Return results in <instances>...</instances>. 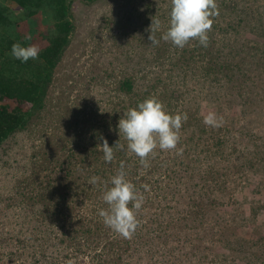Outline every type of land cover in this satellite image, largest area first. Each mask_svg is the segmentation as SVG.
Returning a JSON list of instances; mask_svg holds the SVG:
<instances>
[{"label": "trees", "instance_id": "1", "mask_svg": "<svg viewBox=\"0 0 264 264\" xmlns=\"http://www.w3.org/2000/svg\"><path fill=\"white\" fill-rule=\"evenodd\" d=\"M97 1L0 0V149L19 133L31 136L39 131L43 139L46 137L43 145L36 146L29 169L16 181L10 205L7 203L4 211L0 210L4 216L12 209L15 215L27 218L31 235L14 239L17 244L31 245L28 253H22L27 256L23 262L264 264V238L256 239L252 245L249 239H236L237 231L236 236L233 234L237 225L233 220L238 214H245L241 203L233 200L229 205L231 211H225L217 222L212 219L210 224L204 216L206 208L222 205L217 202L218 193L233 194L235 188H243L251 180L248 170L231 171V166L236 167L232 165V157L240 152V162V156L251 155L244 165L254 168L258 154H264V133L240 117L226 116L227 107L220 105L215 113L223 117V126H205L203 117L191 107L197 96L186 89L189 83L205 86L203 95L215 101L238 88L255 84L253 74L257 84H264V44L257 40H249L248 44L241 36L251 31L264 37V0H215L224 20L217 17L219 20L214 21L208 33L209 46H214L219 35L232 36L226 39L228 42L234 38L230 42L234 49L229 53L202 47L196 41L183 49L173 48L161 39L167 24L156 34L159 45L151 46L148 42L155 65L144 54L136 56L137 61L124 59L129 72L124 71L114 81L111 91L115 96L100 88L96 95L88 96L90 102L85 108L76 99L75 115L71 118L63 115L62 125L51 127L43 122L44 126L39 128L36 117L43 118V111L52 113L50 91L57 66L76 28V11ZM167 3L166 9L160 10L168 16L171 3ZM9 5L20 9V17L8 14ZM135 10H139H133L137 15H128L127 19L148 18L144 11ZM146 11L157 17L158 12L151 6ZM249 12L254 25L246 16ZM38 15L42 16L41 27L35 19ZM125 25L123 29L128 36ZM35 34L41 38L40 43L27 39ZM15 43L37 46L39 58L27 62L15 59L11 55ZM152 97L164 105L167 113H187L188 119L179 132L177 150L182 149V154L157 149L155 158H149L150 167L143 169L139 159L127 153L126 141L119 137L118 121L129 108ZM226 100L228 106L233 104L232 97ZM100 137L108 141L109 147H114L119 139L125 145L124 151L114 148L111 163L102 158L103 152L98 148L102 146ZM122 161L126 179L145 197L137 215L140 226L131 239L122 238L104 225L98 210L108 206L99 195L90 197L84 181L93 176L104 180L102 183L110 181ZM240 174L243 179H237ZM107 186L112 185L109 182Z\"/></svg>", "mask_w": 264, "mask_h": 264}, {"label": "rangeland", "instance_id": "2", "mask_svg": "<svg viewBox=\"0 0 264 264\" xmlns=\"http://www.w3.org/2000/svg\"><path fill=\"white\" fill-rule=\"evenodd\" d=\"M168 1L170 2V0H98L94 4L83 5L80 10L76 11V28L69 46L63 53L61 62L57 66L50 91V107L52 106L50 111L52 113L46 114L43 111V118L42 116L40 118L36 117L39 128L44 126L43 122L45 125L51 124V127L55 124L58 126L62 125V122H64L62 117L66 114L70 118L73 117L76 113L74 111L76 99H80L82 108H85L87 103L90 102L88 96L96 95L98 91H101L100 88L106 90L108 94H112L111 90L115 87L114 81L120 78L124 71L129 72V70L125 69L124 59L135 61L136 56L144 54L147 58L151 59L152 66L155 65L154 59L150 56L151 49L148 45L150 33L146 31V29L150 28L153 17L149 16L146 10L151 6V8L157 11L160 15L158 16L157 14V17H154L160 19L162 28H165L168 24V16L163 15L164 13L161 14L163 11L160 9L162 7L166 9ZM9 6L10 11L8 14L20 17V9L13 5ZM135 9L144 11L148 18L142 21H136L131 18L127 19L128 15L132 14L131 17L137 15L135 12L139 10L136 11ZM246 16L249 23L254 25L255 20L251 19L252 15L250 12ZM217 17H219L220 21L224 20L221 18L222 16L220 17V14L214 17L213 20L218 19ZM35 19L38 26L41 27L42 16L38 15ZM22 24L25 23L23 22ZM124 24L127 25L128 36H125ZM145 25H147L146 29H144ZM248 28L246 26V30H249ZM22 30H26L25 26ZM139 30L142 32H139ZM241 36L245 40H257L264 44V37L256 35L251 31L243 32ZM228 37L223 38L219 35V39L215 41L214 46H208V48L211 47L215 51L229 53L231 49H234L231 46L234 38L226 42ZM31 41L40 43L41 38L35 34L31 36ZM230 42H232L231 45ZM222 44L225 48H222ZM107 75H112V77L107 78ZM255 75H252V81L255 84H248L244 86V89L238 88L231 95L221 96L220 99L215 101H210L203 95L207 89L205 86L202 87L201 85L198 86L192 83L187 84L186 89L197 96L195 100L191 101L192 109L194 111L197 110L196 112L199 117H204L209 111L215 112V109L219 105L223 108L227 107L226 112L228 115L225 114L226 116L234 115L240 117L241 121L248 123L249 126L253 123V128L255 127L257 131L264 133V84H257L258 80ZM254 78L255 80H253ZM262 79V82H264V78ZM195 81L197 82V78ZM247 91L249 94H247ZM231 97L234 101L231 106H228L225 101ZM245 106L247 108L244 110ZM70 107L72 108L70 109ZM43 140L46 141V137L43 139V135H40L39 131L31 136L19 133L1 147L0 210L3 209L4 211L7 203L8 206L10 205L9 197L13 196L11 193L16 181H19L21 176L29 169L31 165L30 158L34 151L37 150L36 146L43 145ZM239 147L241 150H244L242 145H239ZM262 151L264 152V149ZM239 154L240 152L237 155L238 157H232V165L236 167L233 168L231 166V171L234 170L237 173L240 170H248L247 174L251 177V180L248 183L246 182L243 188L240 186L235 188L236 191L233 194H229L228 192L224 194L218 193L219 195H216L217 202L222 205H219L220 208L217 205L206 208L204 216L209 223V220L212 221V219L214 222H217L218 218H221L225 211H231V206L229 205H231L233 200L234 202L241 203L245 214L240 213L236 220H233L237 225L234 233H232L236 236L237 231L238 236H236V239L243 237L252 241V245H254L256 239L264 238V154H258L257 159L259 160L256 161L254 168L250 165H244V163L251 160V155L247 157L245 155L240 156L241 160L239 162ZM234 175L232 174V179ZM243 178L244 175H241L237 179ZM84 181L85 183L87 182L86 185L91 198H96L97 195L102 197V193L105 191V185L102 183L104 180H100L101 182H98L96 186L90 185L88 183L89 179H84ZM233 186L235 185L233 184ZM10 210L7 216H4L3 212L0 213V264H25L23 261H27V256L25 254V259L22 253H28L31 245L27 244L23 246L22 244H17L14 239L16 236L24 239V237L31 235L32 230L27 223V218L17 216L14 210ZM13 253L15 256H13ZM20 254L22 255L21 257H19Z\"/></svg>", "mask_w": 264, "mask_h": 264}, {"label": "clouds", "instance_id": "3", "mask_svg": "<svg viewBox=\"0 0 264 264\" xmlns=\"http://www.w3.org/2000/svg\"><path fill=\"white\" fill-rule=\"evenodd\" d=\"M171 8L168 14V27L161 39L169 42L173 48L183 49L191 41H196L202 47L209 46V35L214 23L213 18L219 15L215 0H170ZM162 28L160 19L153 17L148 40L151 46H157L160 40L156 33ZM31 39V37H27ZM40 49L31 45L28 47L15 43L11 48V55L21 62L39 58ZM188 119L187 113L169 114L164 105L156 98H148L139 103L135 108H129L118 121L119 137L126 141V151L129 155L139 159L143 169L150 167L149 158H155L157 149L160 151H176L182 154V149L177 150L180 140V129ZM223 117L214 111H209L203 117V123L207 127L219 128L223 126ZM102 146H98L103 152V160L111 163L114 160V148L125 150V145L116 142L114 147H109L108 141L103 137ZM125 164L122 161L116 175L110 181L103 182L105 191L102 200L107 204L106 209L98 210V216L102 218L104 225L117 235L125 239H131L140 221L137 215L142 209L145 197L135 185L126 179ZM100 177L93 176L88 183L96 186ZM112 185L108 187V183ZM148 190V186H143ZM131 205V207H129Z\"/></svg>", "mask_w": 264, "mask_h": 264}]
</instances>
